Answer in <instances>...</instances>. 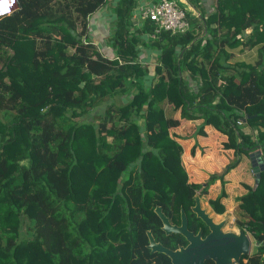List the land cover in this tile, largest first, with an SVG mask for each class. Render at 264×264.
Here are the masks:
<instances>
[{"label":"trees","instance_id":"1","mask_svg":"<svg viewBox=\"0 0 264 264\" xmlns=\"http://www.w3.org/2000/svg\"><path fill=\"white\" fill-rule=\"evenodd\" d=\"M105 1L17 0L0 17V264H116L114 250H135L145 230L159 238L156 205L178 222L181 207L194 215L195 192L220 180L208 204L222 214L224 175L251 151L264 161V0H214L206 17L187 0L201 11H186L190 28L155 38L150 21L132 29L138 0H114L111 56L88 38ZM141 45L156 52L152 65ZM238 46L257 48L255 61L230 62ZM163 104L202 118L194 134L209 124L227 135L235 157L205 186L188 181L169 132L179 120ZM97 107L96 119H79ZM246 189L237 224L258 246L238 264H264V170Z\"/></svg>","mask_w":264,"mask_h":264},{"label":"crops","instance_id":"2","mask_svg":"<svg viewBox=\"0 0 264 264\" xmlns=\"http://www.w3.org/2000/svg\"><path fill=\"white\" fill-rule=\"evenodd\" d=\"M151 1L155 0H138L135 7L138 4H149ZM179 2L186 6L185 8L188 12H191L192 16L200 15L201 11L198 9L200 11L198 12L193 7H191L187 0H179ZM214 2V0H200L199 4L203 9L205 17L207 14L212 12V7L214 10ZM114 4V0L113 2H111V0H106L103 6H101L99 9L89 15L88 25L91 23V21L95 19V16L99 13H102L104 16L106 14L108 15V13L111 14V7H113ZM101 23L104 24V21H102ZM132 27V29L140 28V26H137L136 22H133ZM101 28L103 29L105 27L101 26ZM105 30L106 29L102 30V32H105ZM248 31L249 29L246 32ZM146 42L147 44H149V40H147ZM94 43L97 44L96 41ZM98 47L101 49L102 53L105 54L107 52L106 55L108 56H111L110 54L112 53L114 54V51L109 47H100L99 45ZM138 48L141 52L140 57L143 61L142 64L152 65L156 58V52L152 49H149L148 46L141 45ZM230 52H232L230 62L245 61L250 63L254 62L257 57V48H243L242 46H238L230 50ZM172 116L179 120V125L170 128V134L177 135L175 136V139L178 143L181 144L183 148L182 155L185 152H188L189 156L191 157V160H195V172H193L194 165L191 168H189L186 164L184 166L186 167L185 169L187 171L188 176L190 174L189 170L194 175L193 178H190L191 181H193L192 183H206L209 179L210 174L222 172L224 167L234 159V149H225L223 147V143L227 142L228 140L227 135L218 131L212 125L209 124L203 127V130L205 132L204 135L194 134V131L197 126H199L203 121L202 118L193 120L182 119L180 118L179 111L174 112ZM193 145H195V157H192L190 155L191 148ZM190 161L188 162L189 164H191ZM224 179L226 181V183L224 184L226 196L221 199V202L225 206V211L222 214H217L212 210L215 215H225L228 212L235 211L236 208L238 209L237 198L247 191L246 185L254 186V175L251 169V164L248 155H243L238 165L231 169L226 175H224ZM188 181L190 182L189 177ZM220 189L221 182L220 180H216L208 187L207 193L201 196V202L204 198V200H206V202L208 203V199L215 198L220 193Z\"/></svg>","mask_w":264,"mask_h":264},{"label":"water","instance_id":"3","mask_svg":"<svg viewBox=\"0 0 264 264\" xmlns=\"http://www.w3.org/2000/svg\"><path fill=\"white\" fill-rule=\"evenodd\" d=\"M243 121L245 122V119ZM248 158L254 175L253 189H255L260 181L261 171L264 170L261 150L249 152ZM202 185L205 186V183ZM193 199L194 205L191 210L209 228V233L202 238L201 230L196 235L188 230L187 216L183 208H181L180 225H175L170 223L169 218L162 211V207L156 206L154 212L161 221L162 231L167 235L181 234L187 244L177 249L165 247L156 242L151 231L148 230L150 250H158L167 254L172 264H204V260L207 258L212 259L215 264H238L243 255H250L252 238L247 232L243 229H239L237 232L224 231L225 220L214 221L208 211L202 207L200 191L195 192Z\"/></svg>","mask_w":264,"mask_h":264},{"label":"rangeland","instance_id":"4","mask_svg":"<svg viewBox=\"0 0 264 264\" xmlns=\"http://www.w3.org/2000/svg\"><path fill=\"white\" fill-rule=\"evenodd\" d=\"M111 2H113V0H111ZM111 11H112L111 14L108 13V15L106 14L105 16L102 13H99L98 15L95 16V19L93 21H91V23L89 24V33H88L89 37L88 38L96 41L100 47L106 46V47L110 48V46H112L109 43V37H110V33L112 32V29L115 25V16H114V12H113V7H111ZM102 21H104L105 25L103 23H101ZM101 26H104L105 28L102 29ZM104 29H106L105 32H102V30H104ZM126 97H127L126 95L115 96L114 101H115L116 105L122 104L123 101L126 100L125 99ZM163 107L165 109L167 116L173 115L174 112L170 109L171 107L169 105L163 104ZM101 111H102V109L100 110L99 107L94 108L90 115L82 116L79 119H81V120H91L92 118L96 119V116L99 115ZM107 131L105 133L106 137H107V139H110L111 135ZM192 147H194V153H195V145H193ZM182 150H183V148H182ZM191 150H192V148H191ZM185 153H187V155H189L188 152H185ZM190 155L192 157H195V154H192V152H190ZM182 157L183 156L181 155V160H182V163L184 164V166L186 164L189 168H191L194 165L193 166V169H194L193 172H195V160H191L190 161L191 164H189ZM189 173H190L188 176L189 180H190V182H193V181H191L190 178H193L194 175L190 170H189ZM202 200H203L201 202L202 207L208 211V213L213 217L215 222H219L220 220H225V225L223 227L224 231L237 232L239 229H242L237 224V218H239V219L241 218L239 208L238 209L236 208L235 211L228 212L225 215H215L213 213L212 209L210 208L209 204L206 202V200H204V198ZM251 238H252L253 243L251 246L250 254H253L256 252V250H257L256 246H258V244L255 242L252 235H251Z\"/></svg>","mask_w":264,"mask_h":264},{"label":"flooded vegetation","instance_id":"5","mask_svg":"<svg viewBox=\"0 0 264 264\" xmlns=\"http://www.w3.org/2000/svg\"><path fill=\"white\" fill-rule=\"evenodd\" d=\"M156 206H161V205H156ZM180 216H181V209H180ZM169 221L171 224H175V225H180V222H181V220H179L178 222H175L171 219H169ZM187 228L188 230L192 231L195 235L198 233L199 230H201L202 238H204L209 233V228L196 216V214L191 215V213H188ZM147 231L148 229L145 230L146 239L142 237L140 240L135 241V244H134L135 250H114L116 252L115 253L116 260H117L116 264H172L171 259L167 254L160 252L158 250H150V248L148 247L149 240L147 236ZM161 232L162 233L158 235L159 238H156L153 235L152 236L154 237L156 242L161 243L165 247H168L171 249H177L178 247L185 246L187 244L186 239L181 234H178V235L184 238L185 243H183L180 237L179 238L173 237L172 234L174 233L167 235L162 231V229H161ZM167 237H169V239H167ZM100 251H103V250H100ZM85 254L87 255V258L89 259L91 253L85 252ZM122 258H126L127 262L126 263L121 262ZM204 264H215V262L212 259L207 258L204 260Z\"/></svg>","mask_w":264,"mask_h":264},{"label":"built area","instance_id":"6","mask_svg":"<svg viewBox=\"0 0 264 264\" xmlns=\"http://www.w3.org/2000/svg\"><path fill=\"white\" fill-rule=\"evenodd\" d=\"M13 10L14 8L10 7L8 12L2 16L12 13ZM211 10L213 11V7ZM186 11L181 7L179 0H155L149 4H138L133 10L132 22H136L138 27L144 21L152 22L153 32H148L145 35L148 38H155L163 31L169 32L171 35L182 34L190 28ZM243 122V120H237V124ZM243 230L247 232L245 229ZM247 233L249 234V232Z\"/></svg>","mask_w":264,"mask_h":264},{"label":"clouds","instance_id":"7","mask_svg":"<svg viewBox=\"0 0 264 264\" xmlns=\"http://www.w3.org/2000/svg\"><path fill=\"white\" fill-rule=\"evenodd\" d=\"M6 7L8 8V10H9L10 7L14 8V10H15V7H17V0H8V3L6 4ZM14 10L12 11V13L14 12ZM5 13L6 12H0V16L4 15ZM12 13H10V14H12ZM10 14H8V15H10Z\"/></svg>","mask_w":264,"mask_h":264},{"label":"snow or ice","instance_id":"8","mask_svg":"<svg viewBox=\"0 0 264 264\" xmlns=\"http://www.w3.org/2000/svg\"><path fill=\"white\" fill-rule=\"evenodd\" d=\"M7 3H8V0H0V12L8 11V8L6 7Z\"/></svg>","mask_w":264,"mask_h":264}]
</instances>
